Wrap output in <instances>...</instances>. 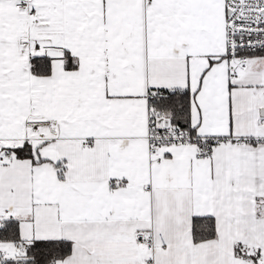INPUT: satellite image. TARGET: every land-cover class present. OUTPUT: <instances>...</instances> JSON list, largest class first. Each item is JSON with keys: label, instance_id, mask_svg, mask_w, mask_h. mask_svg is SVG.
Wrapping results in <instances>:
<instances>
[{"label": "snow or ice", "instance_id": "obj_1", "mask_svg": "<svg viewBox=\"0 0 264 264\" xmlns=\"http://www.w3.org/2000/svg\"><path fill=\"white\" fill-rule=\"evenodd\" d=\"M0 264H264V0H0Z\"/></svg>", "mask_w": 264, "mask_h": 264}]
</instances>
